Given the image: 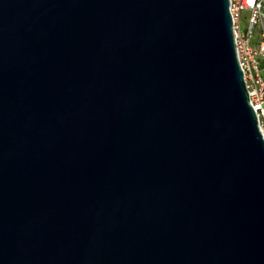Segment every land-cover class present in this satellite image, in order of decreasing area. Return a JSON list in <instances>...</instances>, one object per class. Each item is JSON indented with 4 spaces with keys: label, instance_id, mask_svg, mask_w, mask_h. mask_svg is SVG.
<instances>
[{
    "label": "water",
    "instance_id": "1",
    "mask_svg": "<svg viewBox=\"0 0 264 264\" xmlns=\"http://www.w3.org/2000/svg\"><path fill=\"white\" fill-rule=\"evenodd\" d=\"M228 5L0 0V264H264Z\"/></svg>",
    "mask_w": 264,
    "mask_h": 264
},
{
    "label": "built area",
    "instance_id": "2",
    "mask_svg": "<svg viewBox=\"0 0 264 264\" xmlns=\"http://www.w3.org/2000/svg\"><path fill=\"white\" fill-rule=\"evenodd\" d=\"M228 8L239 65L264 139V0H229Z\"/></svg>",
    "mask_w": 264,
    "mask_h": 264
},
{
    "label": "rangeland",
    "instance_id": "3",
    "mask_svg": "<svg viewBox=\"0 0 264 264\" xmlns=\"http://www.w3.org/2000/svg\"><path fill=\"white\" fill-rule=\"evenodd\" d=\"M245 15V13H242V16H244Z\"/></svg>",
    "mask_w": 264,
    "mask_h": 264
},
{
    "label": "crops",
    "instance_id": "4",
    "mask_svg": "<svg viewBox=\"0 0 264 264\" xmlns=\"http://www.w3.org/2000/svg\"><path fill=\"white\" fill-rule=\"evenodd\" d=\"M264 74V73H263Z\"/></svg>",
    "mask_w": 264,
    "mask_h": 264
}]
</instances>
